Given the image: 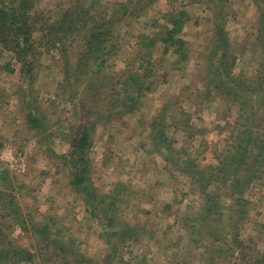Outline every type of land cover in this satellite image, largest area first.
<instances>
[{
	"label": "rangeland",
	"instance_id": "1",
	"mask_svg": "<svg viewBox=\"0 0 264 264\" xmlns=\"http://www.w3.org/2000/svg\"><path fill=\"white\" fill-rule=\"evenodd\" d=\"M77 1L87 9L92 8L96 19L100 20L109 19L114 14L118 16L124 5L129 10L132 7L139 9L137 19L129 22L131 27L119 29L121 39L116 60L110 68V73L115 75L130 67L126 64L127 59L138 51L134 37L145 29L157 31L164 23L162 16L177 10L181 0L177 3L133 0L132 4H127L126 0ZM203 1L213 10L220 11L216 0ZM72 2L76 3V0H40L37 6L52 17L59 8L65 9ZM225 4L236 13L233 20L226 19L225 23L232 50L236 53L243 40H249L248 50H244V57L236 61L233 74L243 73L253 81L260 75V72L256 73L257 63L263 59L264 53L256 38L258 25L264 30V24L258 23L260 14L264 15V5L258 0H226ZM196 6L191 9L193 18L184 27L183 37L189 40L191 50L208 55L209 52L204 50L207 12ZM78 48L75 43L68 55L73 64L77 62ZM37 58L31 76L25 78L14 55L0 48V152L5 147H13L25 164L24 170L18 173L0 161V228L6 237L0 246L7 254L24 249L33 255L30 262L10 255L6 259L0 258V264H43L38 253L40 248H37L40 239L29 224L53 222L52 232L59 227L65 243L85 256L88 264H104L106 257L128 260L130 264H247L249 249L244 255L238 250L233 251L232 242L226 241L225 234L220 233V224L231 232L229 236L243 241L246 246L252 241L256 249L264 252V147L257 160L246 159L251 163L246 168L251 180L248 186L236 188L232 194L226 192L223 198L215 201L212 211L206 206L205 196L201 195L215 196L214 193L220 194V190L226 191L220 181L211 180L212 171L207 166L217 163L216 157L220 150H224L225 137L231 131L247 129L245 135H241V146L253 135L252 132L260 134V140L264 142V98L260 104L248 105L241 113L246 114L238 120L235 106L228 108L218 98L198 101L201 86L193 71L194 60L182 71L170 70L167 82L148 92L141 100L143 106L136 113L107 126L102 123L95 126L87 157L91 164V181L100 194L115 196V213L100 206L96 215L91 216L54 156L69 150L72 133L66 138L61 135L67 133V128L69 130L78 119L83 121L88 115L89 108L84 99L92 93L86 87L90 78L95 76L94 66L88 65L86 76L76 87L78 92L74 89L76 97L70 99L72 105H65L56 98L63 82L60 51L40 48ZM165 58L170 63L173 61V57ZM203 58L207 57H201L200 53L196 57L199 61ZM136 63L134 69L141 64L140 61ZM244 81L248 87L249 82ZM179 92H183L179 109L185 108L186 119L182 117L181 126L173 127L171 120L177 119L179 111L173 110L174 105L171 113L166 111L169 142L160 147L147 140L150 120L158 108L164 106L162 103L170 97L174 99ZM28 93L37 99L42 112L49 118L44 135H39L26 123L23 103ZM253 94H249L250 97ZM103 99L97 105L108 106L107 100ZM254 137L250 138L254 140ZM249 146L252 150L254 143ZM195 168L196 171L204 170L202 174L208 190L204 188L206 183H192ZM213 173L220 178V173ZM198 175L197 178L201 179L202 176ZM8 192L12 193L15 203L10 204L4 196ZM10 205L15 206L21 216L16 217ZM217 206L222 208L220 214ZM215 211L218 213L213 214ZM122 229L129 230L133 236H120ZM112 232L116 235L107 237L106 233Z\"/></svg>",
	"mask_w": 264,
	"mask_h": 264
},
{
	"label": "trees",
	"instance_id": "2",
	"mask_svg": "<svg viewBox=\"0 0 264 264\" xmlns=\"http://www.w3.org/2000/svg\"><path fill=\"white\" fill-rule=\"evenodd\" d=\"M39 1L0 0V48L14 55L25 78L31 76L34 66L37 65V52L40 48L59 50L63 61H61L63 64V82L60 85L62 90L59 91L56 98H59L62 102L64 101L65 105H72L70 99L76 97L74 96V89L78 92L76 88L78 82L86 76L87 68L90 67L88 65L93 64L95 76L90 78V81L87 80L89 81L87 87L85 85L88 91H92L91 96L84 99V101L87 100L88 115L85 120L78 119L75 124L73 123L72 127L69 128L70 133L68 128L67 133L62 135L60 133L63 138L69 137L72 133L68 141L69 150L61 153L56 151L58 154L54 152L57 154L54 157L59 160L61 167L66 171L70 186L73 187L76 194L81 196L85 202V210L91 216L96 215L100 206L111 213H115V196L100 194V191L94 188L91 181V164L87 157L91 145V135L95 126L98 123L107 126L110 122L122 121L126 116L136 113L143 106L141 101L143 97L148 92L154 91L158 85L167 82L170 70L182 71L194 60L193 71L195 76L199 78L197 83L201 86L198 101H201V98L204 100L212 99L213 101L218 98L220 102H225L228 108L235 106L238 108L237 115H235L238 120H242L246 113L242 115L241 113L246 110L248 105L256 102L260 104L259 101L264 98V68L262 69L264 67V53L263 59H260L257 63L259 71L256 69V73L258 75L260 72V75L255 80L252 81L250 78L245 77L243 73L233 74L236 61L244 57V50H248L249 40H243L236 53L232 50L225 23L226 19L233 20L236 13L226 7V0H216L220 11L213 10L203 0H181L177 10H172V12L162 16L164 23L160 25L157 31L154 28H151L150 31L145 29L134 37V40H137L135 47L138 48V51H135L134 57L127 59L126 64L130 67L126 71L115 75L110 73V68L116 60L118 43L121 39L119 29L127 26L131 27L129 22L137 19L138 8L132 7L129 10L124 5L123 12L118 16L114 14L109 19L100 20L96 19L97 16L92 8L87 9L82 6L80 1L76 0V3L72 2L65 9L59 8L57 13H53L54 16L48 17L47 12L37 6ZM126 1L127 4L133 2V0ZM147 1L153 3L155 0ZM173 1L177 3L179 0H168V2ZM258 1L264 5V0ZM196 5L207 12V15H205L207 24L205 39L207 42L204 50L209 52L208 55L201 53L199 50H191L192 46L189 40L183 37V34L185 35L183 33L184 27L193 18L191 9L197 7ZM258 23L264 24V15L260 14ZM117 25L119 26L118 29L116 28ZM263 32L264 30L258 25L256 38L259 45L264 49ZM208 41L210 42L207 46ZM75 43L79 48L77 62L73 64L68 60V55L71 46ZM209 46H211L210 50L208 49ZM152 50H154L153 53ZM199 53L201 57L206 56L207 58H203L201 61L197 60L196 57ZM159 56L160 58H158ZM165 56L173 57V61L170 63ZM30 57L32 59L28 60ZM136 61H140L141 64L134 69V66L137 65ZM9 71L12 72V70ZM100 74L102 76L98 79ZM105 79H109V81ZM244 80L249 82L248 87ZM67 87L70 89H67ZM251 93H254L251 96L254 98L250 97L249 94ZM182 96L183 92H179L174 99L168 97L169 100L162 103L164 106L158 108L155 116L150 120L149 138L147 140L150 139L160 147L167 145L166 142H169L167 134L169 127L166 123L165 114L166 111L171 113L173 110H178L177 119L171 120V123H173V127L181 126L180 122L184 121L182 117L186 119L187 116L185 108L180 107L179 109V105L181 106V103H183ZM24 98H26L23 103L26 123L32 130L38 131L39 135H44L49 118L42 112L41 106L37 104V99L34 100L29 93ZM102 98L107 100L108 106L101 107V105H97ZM172 105H174V109L170 111ZM177 105L178 108H176ZM236 127H239V125ZM246 131L247 129L238 131L236 128L231 131L230 135L225 137L224 150H220V155L216 157L218 159L217 163L207 166V169L212 171L211 180L213 182L220 181V186L226 189L225 192L220 190V194L214 193L216 197L214 195L208 196V193V195L200 193L205 196L206 206L210 211L214 210L215 201L223 198L222 195H225L226 192L232 194L234 189L245 188L251 182L250 172L246 169L251 163L246 162V159L256 158L257 160V157H260L263 153L264 145L262 146V144L264 142H261L260 134L252 132L253 135L249 136L248 141L244 142L242 145L244 147H242L239 142L243 138L241 135H245ZM250 137H254V140ZM250 143H254V149L252 148V150L250 148L252 145L249 146ZM51 148L54 150V147ZM196 170L195 168L191 175L192 183L194 185L206 183L204 188L208 190V183L204 182L205 176L202 174L204 170ZM214 171L220 173V178L214 176ZM198 174L202 176L201 179H199L200 177L197 178ZM11 194L9 192L4 194L10 204L15 203V199L12 198ZM15 208V206L10 205V209L16 217L21 216ZM220 209L222 208L217 206L219 214ZM218 212L215 211L213 214ZM52 224L54 222L39 225L29 224V228H31L34 235H38L40 239L37 248H40L38 253H40L43 264H88L89 260L85 256L78 254L75 249L65 243L63 231L59 227L52 232ZM122 232L119 235L124 236V238L133 236L129 230L122 229ZM220 233L225 234L226 241L232 242L233 251L237 252L238 250L239 254L244 255V251L247 248L249 249L247 264H264V252L256 249L252 241H249L250 245L246 246L243 241L238 240L236 237L234 239L229 236L231 232H227L226 226L223 224H220ZM106 235L111 238L116 233H106ZM5 238L1 227L0 242ZM5 252L6 249L0 246V258L6 259L10 255H16L28 262L33 260L32 252L28 250L12 251L10 254ZM104 264L130 263L128 260H115L106 257Z\"/></svg>",
	"mask_w": 264,
	"mask_h": 264
},
{
	"label": "built area",
	"instance_id": "3",
	"mask_svg": "<svg viewBox=\"0 0 264 264\" xmlns=\"http://www.w3.org/2000/svg\"><path fill=\"white\" fill-rule=\"evenodd\" d=\"M0 161L5 163L9 168L18 173L22 172L25 168V164L20 160L13 147H5L0 152Z\"/></svg>",
	"mask_w": 264,
	"mask_h": 264
}]
</instances>
